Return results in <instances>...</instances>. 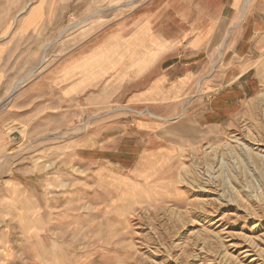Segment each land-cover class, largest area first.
<instances>
[{
	"label": "rangeland",
	"instance_id": "374dc122",
	"mask_svg": "<svg viewBox=\"0 0 264 264\" xmlns=\"http://www.w3.org/2000/svg\"><path fill=\"white\" fill-rule=\"evenodd\" d=\"M145 1L0 0V264H264V64L261 93L214 137L177 146L153 179L134 171L147 148L134 128L173 125L200 84L174 117L115 102L96 111L47 91L82 43ZM96 135L113 151L139 140L132 174L79 161Z\"/></svg>",
	"mask_w": 264,
	"mask_h": 264
},
{
	"label": "crops",
	"instance_id": "0c3cea01",
	"mask_svg": "<svg viewBox=\"0 0 264 264\" xmlns=\"http://www.w3.org/2000/svg\"><path fill=\"white\" fill-rule=\"evenodd\" d=\"M223 45L224 59L212 76V59ZM8 54L0 48L1 57ZM263 64L264 0H147L114 32L82 43L45 84L63 104H91L97 111L103 103L115 102L149 107L164 117L176 116L200 84L203 97L183 109L173 125L143 121L134 128V136L147 147L134 171L153 179L177 146L214 137L261 93ZM6 79L0 72V90ZM133 142L129 150L113 151L99 145L96 135L79 161L98 171L132 174L125 170L132 166L130 151L141 146L139 140Z\"/></svg>",
	"mask_w": 264,
	"mask_h": 264
}]
</instances>
